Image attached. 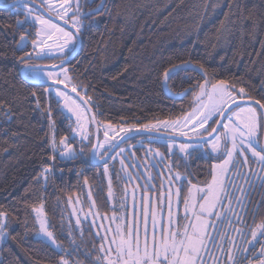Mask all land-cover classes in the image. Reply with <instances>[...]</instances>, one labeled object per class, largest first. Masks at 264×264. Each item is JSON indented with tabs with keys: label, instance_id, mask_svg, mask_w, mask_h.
Segmentation results:
<instances>
[{
	"label": "trees",
	"instance_id": "1",
	"mask_svg": "<svg viewBox=\"0 0 264 264\" xmlns=\"http://www.w3.org/2000/svg\"><path fill=\"white\" fill-rule=\"evenodd\" d=\"M102 2L99 12L84 18L78 55L64 65L71 85L78 86L86 101L91 98L88 104L96 122L142 124L182 116L193 106V93L183 97L173 94L190 84L203 82L202 75L191 69L181 72L167 80L166 88L164 71L189 59L194 66L197 62L204 65L210 84L225 80L229 86H234V91L243 88V98L264 102V0ZM78 3L81 12H88L101 0L91 3L79 0ZM18 19H24L23 11L17 14L13 7L0 6V100L9 103L13 111L10 119L0 116V211L7 213L10 225L8 239L0 242V264H60L61 255L69 260V264H75L77 260L90 264V258H85L83 251L92 249L95 229L88 222L77 227L71 219L69 204L74 198L87 204L89 195L100 215L116 211L107 195L109 187L104 175V161L95 164L87 150L76 160L61 162L57 159L55 171L49 175L46 184L40 176L45 165L54 163L49 159L53 130L49 128L47 116L42 117L36 109L33 91L37 92L43 107L51 103L57 145L61 137H68V143L75 149L78 144L71 137L69 121L58 115L56 97L51 94L49 98L45 93L48 85L28 83L19 72L20 66L14 58L23 55L15 44L21 31L16 26ZM30 32L25 51H31L35 27ZM61 59L56 58L50 64H58ZM184 76L190 80L184 81L182 88L180 77ZM258 116L263 125L259 110ZM261 135L262 128L260 138ZM128 140L133 142L134 138ZM135 150L140 156L139 150ZM180 156L176 152L170 160ZM223 158H193L188 169L192 183L206 185L212 178V165ZM254 167H259L258 176H264L259 163ZM242 168L248 169L249 165L244 164ZM117 169L112 167L109 179L118 201L123 197L124 180ZM177 170L185 171L183 166L173 169L174 172ZM38 176L39 183L36 182ZM258 176L249 186L246 207L238 219L240 223H236L247 235L246 239L258 224L264 223V186ZM159 183L157 177V190ZM41 203L50 230L63 248L73 252L71 256L57 254L53 247L42 244L37 238L38 227L32 207ZM180 215L182 217L181 209ZM70 228L76 243L81 245L80 253L70 247ZM96 244L98 248V240ZM262 244L264 237L248 247L246 255L249 259L244 264L249 261L256 264L264 259L259 255ZM227 259V256L223 259L225 264Z\"/></svg>",
	"mask_w": 264,
	"mask_h": 264
},
{
	"label": "snow or ice",
	"instance_id": "2",
	"mask_svg": "<svg viewBox=\"0 0 264 264\" xmlns=\"http://www.w3.org/2000/svg\"><path fill=\"white\" fill-rule=\"evenodd\" d=\"M91 2L93 0H89V3ZM36 3L37 0H11V4L8 5L13 7L17 14L21 11L24 14L23 20L18 19L16 21V26L21 31L19 39L15 41L16 49L21 51L23 55L14 56V58L20 66L19 72L26 82L43 85L47 81H52L44 89L45 93L51 98V94L55 92V96L59 98L56 100L59 117L67 119L72 132L81 136L79 153L68 143V137H61L60 144L57 145L54 135L56 121L53 119L51 103L46 108L43 107L37 92L33 91L31 95L36 97V109L40 111L42 117L47 116L49 128L53 130L50 140L52 155L49 159L54 163L45 165L40 176L43 177L46 184L49 175L55 171L57 159L64 162L76 160L78 156H83L84 149L87 147L85 141L92 146L89 155L93 159L99 158L104 161V175L108 176L109 165L105 157L111 156L124 139L131 138L128 134L133 132V127L135 126L128 129L121 128V131L125 132L126 135L121 137L119 141L110 136L106 130L105 141L101 142L97 139L96 143L93 144L90 130L85 131V124L81 123L87 109L82 111V105L76 99L57 87L60 83L69 81L64 65L78 55L80 36L85 27L84 18L93 12H99L100 8L103 7V2L101 0V3L96 8L90 9L88 12H81L78 2L76 3L75 11H71L72 5L69 0H63L61 4L63 15L57 14L60 19L64 20L65 24H68L66 17L71 12L72 28H75V32L70 29L65 30L63 27L53 23L51 19H46L34 7ZM40 4L41 6L49 4V0H40ZM48 11L51 13L52 9L49 8ZM24 25H28V27L24 28ZM33 27H35L36 38L31 39L32 50L25 51L31 38L30 29ZM49 41L52 43H49ZM53 48L58 54L56 57L52 55ZM59 57H62L60 63L51 65L50 69L38 67L32 63L34 60ZM56 69H59V71H56ZM190 69L199 72L202 75L203 82L190 84L189 87L183 88V82L190 80V77H180L183 90L173 95L183 97L192 92L194 105L192 113L185 115L182 121L180 119L175 122L158 121L156 125L146 124L140 126L148 132H151L153 128L157 130L160 127L165 129L172 128L178 131L180 136L188 137L187 141L179 144V152L182 155L177 159L171 160L162 169V172H167L168 175L161 179L158 193H155L154 181L151 182V187L148 186L149 181H145V188L140 198L143 206V228H141V214L136 204L135 193L133 194L132 218L129 219L127 216V190H125V204L121 205V207L125 208V215L123 217L114 216L113 220L110 221L123 220V223H116L114 230L112 228H101L96 231L92 249L83 251L85 258H90V264H208L205 259L207 255H211L216 264H225L221 256H216L210 252L209 244H214L215 240L212 233L208 232L207 229L212 228L217 231L218 223L227 218L228 212H234L231 203L232 194L227 190V182L230 181V177L226 174L231 172L233 168L239 170L238 157L244 158L243 164H248L250 159L255 158L262 166V169H264V147H260V131L261 128H264V125L258 122L257 108L252 105L241 107L235 103L234 86H229L225 80H217L215 83L210 84L207 78V70L199 62L194 66L189 59L166 68L164 71L165 87L167 88L168 79L177 76L181 72L186 73ZM61 76L64 77L63 81L60 79ZM65 87H67V83H65ZM72 92H75L77 96L80 95L76 85L72 86ZM239 93L243 94L244 89L240 88ZM81 99L83 100L84 98L81 97ZM61 100L64 102L63 107H59ZM89 101H85V103ZM230 104L231 107L229 106ZM255 104L259 105L260 109H264V102L261 100H256ZM234 108L239 109V111H234ZM65 109L71 115H67ZM240 113H247L246 118L239 121L234 120L233 118L239 117ZM12 115L11 105L4 100H0V116L10 119ZM72 116L76 117L75 127L72 126ZM94 121L95 117H92L90 122ZM189 125H191V128L188 131L183 130ZM107 127L108 129L113 128L112 125ZM138 131L139 129H137ZM189 131L191 136H189ZM72 138L74 139V137ZM148 139L151 143L159 138L149 135ZM168 149L169 158L176 155L174 141L169 142ZM125 151V149L121 148L117 155H123ZM249 152L251 157L247 155ZM148 154L153 155L154 158L160 157L161 161L164 159L162 153L159 151L153 152L151 148L146 153V155ZM220 157H224L222 162L212 165L210 182L203 187L192 183L190 179L191 172L188 169L191 167L190 161L193 158L219 159ZM112 159L114 161L115 157L113 156ZM121 165H124L123 160H121ZM181 166L185 170L183 173L179 170L173 172L174 168L179 169ZM250 172H254V170L250 169ZM40 176L36 178L37 183L40 182ZM127 178L131 180V174H128ZM245 179L252 185V181L248 176H245ZM258 179L261 186H264V176H258ZM149 180H151V177ZM85 182L87 183V180ZM165 185H167V195H165ZM185 187H187L186 193ZM240 190L242 193L245 192L243 188ZM108 195L109 198L115 199L111 188V179H109ZM173 197H175V201ZM226 198L228 199L227 204L224 203ZM165 199L168 207L166 220L163 214ZM235 199L242 208L245 207L243 196L235 197ZM154 200L155 203L153 202ZM174 203L175 211H173ZM181 203L183 204L184 213L182 217L180 215ZM91 207L95 208V202H93ZM157 209H159V217ZM32 212L35 213V222L39 229L36 233L39 241L46 246L53 247L57 254L64 253L71 256L73 252L63 248L57 241L55 233L50 230L51 225L46 219L43 203L39 206H33ZM89 215H92L91 211L85 214L83 221L77 217V226L79 227L81 224L86 223ZM211 217H216V220H212ZM97 218L107 219L106 216L101 217L99 210H97L93 216V227H95ZM149 220H151V233H149ZM182 220L187 222L182 223ZM229 223H231L230 220ZM9 227L7 213L0 211V242L8 239L10 235ZM101 230L105 233L103 236L100 235ZM72 231L70 228L68 237L70 247L74 252L80 253L81 245L76 243ZM237 232H241V229L238 228ZM219 234L224 238V233ZM82 236L83 231H81ZM261 237H264V223L258 224L252 230V239L248 241V245H252L254 241L259 240ZM97 240L99 241L98 248ZM248 245L240 246L234 244L232 247L225 249L221 244L220 251L221 253L226 252L227 264H244V261L249 259L246 255ZM93 252L96 254L93 255ZM259 255L264 257V244L261 245ZM60 264H69V260L65 259L64 255H61ZM75 264H82V262L77 260ZM249 264H251V261H249ZM260 264H264V259L260 261Z\"/></svg>",
	"mask_w": 264,
	"mask_h": 264
},
{
	"label": "rangeland",
	"instance_id": "3",
	"mask_svg": "<svg viewBox=\"0 0 264 264\" xmlns=\"http://www.w3.org/2000/svg\"><path fill=\"white\" fill-rule=\"evenodd\" d=\"M9 2H11V0H0V5H4V4H7ZM62 2H63V0H49V4L43 5L42 7L50 15H52L53 17L57 18L58 20L64 22V20L60 19L58 14H57V13H59V15H63V8H61ZM77 2H79V0H69V3L72 5L71 11H75V6H76ZM37 3L39 4L40 0H37ZM49 8L52 9L51 13L48 11ZM46 19H48V18H46ZM66 19H68V24L72 26L71 12L66 17ZM53 23H55V22H53ZM65 30H67V29H65ZM35 38H36V36H35ZM49 43H52V42L49 41ZM61 43H62V41H61ZM31 50H32V44H31ZM52 55L54 57L58 56L55 48H53ZM55 59L34 60V61H32V63L35 64L36 66L49 65ZM64 68L66 69V67H64ZM56 71H59V69H56ZM66 71H67V69H66ZM67 76H68V74H67ZM68 78H69V76H68ZM60 79L63 81L64 77L61 76ZM47 82H52V81H47ZM65 83H67L68 87L72 88L70 79L68 82H65ZM65 83H60V84L65 86ZM61 90H63V89H61ZM52 94L55 96V92H53ZM234 95L236 96L235 101L243 99V97H242L243 94H240L239 90L234 91ZM70 96L73 97L72 95H70ZM56 99H59V98L56 97ZM74 99H76V98H74ZM63 103L64 102L61 100L60 107H63ZM238 105H240L241 107H247V106L252 105V104H238ZM252 106H254V105H252ZM254 107L256 108V106H254ZM193 108H194V105L187 112H185L182 116L175 118V119L154 120V121H148V122H145L142 124H111L108 122L97 121L98 130H99V139L98 140L101 142L105 141V139H106V136H105L106 130L109 132L110 136L114 137L117 141H119L121 139V137H125V135H126L125 132L121 131V128L128 129L129 127L135 126V127H133V132L128 134L134 138V141L130 142V140H128V138H127L128 141L125 139L122 143L119 144V148H117L115 150V152H113V154L111 155V158L109 157L110 160L107 161V163L109 165V174H111L110 170L112 169L113 166H116L118 168L117 170L121 173V176L124 180V189H123L124 192H122L123 197H122V199L120 198L118 201L116 200V198L115 199L109 198V195H108L109 189H108L107 195H108L110 205L112 208H115L116 211H112L111 214H108V215H104V216L100 215L101 217L106 216L107 219L97 218L95 220V227H93L92 225H93V216L96 213V208L91 207L93 205V201H92L91 197L89 195L87 196V204H84V201L80 198H74L69 204L70 216H71V219L74 222V224L77 226V224H76L77 217H79V219L81 221H83L85 219V214H87L91 211L92 215H89L87 217V222L91 225L92 228L95 229V232L101 228L102 229L112 228L114 230L116 227V223H123V220H119L116 222H110V221L113 220L114 216L123 217L125 215V208L121 207V205L125 204V190H127V197H126L127 216L129 219L132 218L133 194L135 193L136 204H137L139 212L141 214V228H143V223H142V221H143V216H142L143 206L141 204L140 198H141V193L144 191V188H145V181H149L148 186L151 187V182L154 181V185H155V180L158 177L160 180V183H159V188H160L161 179L168 175L167 172H162V169L165 168V165H167L171 162L170 158L166 156V155L169 156L168 144H169V142L174 141V143L176 145V152L179 155H182L179 152V144L182 142L176 141V140H170L167 138L158 137L159 139L150 143L149 139H148L150 132L142 129L140 126L146 125V124L156 125L158 121L175 122L177 119H180L182 121L185 115L192 113ZM83 109H85V108L82 105V111H83ZM233 110L239 111V109H235V108ZM65 112L67 115H71L70 113H67L66 109H65ZM246 116H247V113H240L239 117H234L233 119L239 121V120L245 119ZM257 119L259 122L258 113H257ZM90 121H91V119H90L89 113L86 112L84 115V118L81 120V123L85 124V129H84L85 131L90 130L91 140L93 143L94 131H93L92 123ZM108 125H112L113 128L108 129V127H107ZM72 126L73 127L76 126V117L75 116H72ZM190 128H191V125H189L187 128H185L183 130L188 131ZM137 129H139L138 132H137ZM151 132L157 133V134H162V135L177 136V137H182V138L188 139V137L180 136L179 132L172 129V128L165 129L164 127H160L158 130L153 128ZM189 136H191L190 131H189ZM71 137H74V139L76 140V142L78 144L77 149H75L73 146L72 147L77 152H80L81 136L76 135L71 130ZM85 144L87 145V147H85L84 152L89 150V153H90L91 147H92L91 144H87V141H85ZM160 146H163L164 149H162V147H160ZM229 146H230V144H229ZM121 148L125 149L126 151L123 153V155H117V153H119ZM149 148H151L153 152L159 151L160 153H162L164 155V159L161 161L160 157L154 158L153 155H151V154L146 155V153L149 152ZM135 149L139 150L140 156L136 153ZM209 151H210V149H209ZM213 155H215V154H213ZM247 155L249 157H251L250 152L247 153ZM113 156L115 157L114 161L112 159ZM96 159L100 160L99 158H96ZM243 159H244L243 157H238V162L240 165L239 170H237L236 168H233L231 172L226 174L230 177V181L227 182V190L232 194L231 203H232L234 212H228L227 218H225L222 222L218 223V230L220 229L221 231L224 232V234H225L224 238L219 236L218 230L214 231L212 228L207 229L208 232L212 233L213 238L215 240L214 244H209V250L214 255L221 256L222 259H224V257L227 256V254H226V252L221 253V251H220V245L221 244L223 245V247L225 249H228L229 247H232L234 244L240 245V246H246V245H248V241L252 239V235H251V236H248V238H247L248 240H247L246 239L247 235L245 233H242V229L240 227H238L236 225V223L237 224L240 223V221L238 223V219L241 218V216H242L241 213H243V211L246 207V194L249 190L250 184L246 181L245 176H248V178L252 181V183L255 182V178H257V176L259 174V170H257L259 167H257V168L254 167L255 164H258V162L256 161L255 158H252L249 161V162H251L250 164L249 163L245 164L246 166L249 165V168L243 169L242 168V165H244ZM121 160L124 161L123 166L121 165ZM253 160H255V161L253 162ZM221 162L222 161L216 162L214 164H219ZM250 165H252V168L250 167ZM103 169H104V167H103ZM250 169L254 170V172H250ZM109 174H108V176H106V179L108 182V187H109ZM128 174H131V176H132L131 180H129L127 178ZM150 177H151V180H149ZM210 181H211V179H210ZM198 186L203 187L205 185H198ZM241 188L245 189V192L242 193L240 190ZM112 192H113V189H112ZM158 192H159V190H157V187L155 186V193H158ZM155 193H149V194H155ZM165 195H167V185H165ZM240 196H243V203L245 205V207H243V208L241 207L240 203L235 199V197H240ZM173 200L175 201V197H173ZM153 202L155 203V200ZM224 203L225 204L228 203L227 198L224 200ZM197 207H198V205H197ZM180 209H181V213L183 216V214H184L183 213V205H180ZM217 210H219V209H217ZM173 211H175V203L173 204ZM163 214H164V217L166 220L167 215H168V207H167V200L166 199L164 201ZM157 215L159 217V209H157ZM34 218H35V213H34ZM193 219H194V217H193ZM211 219L216 220V217H211ZM229 220L231 221V223H229ZM186 222L187 221H183L182 223H186ZM37 227H38V225H37ZM238 228L241 229V232H237ZM149 233H151V220H149ZM104 234H105L104 231L101 230L100 235L103 236ZM109 238H111V237H109ZM255 242L256 241H254L252 245H248V247L253 246ZM205 259L208 261V264H216V262L212 259L211 255H207L205 257ZM260 261L256 264H260Z\"/></svg>",
	"mask_w": 264,
	"mask_h": 264
},
{
	"label": "water",
	"instance_id": "4",
	"mask_svg": "<svg viewBox=\"0 0 264 264\" xmlns=\"http://www.w3.org/2000/svg\"><path fill=\"white\" fill-rule=\"evenodd\" d=\"M11 4V2L7 3V4H4V5H0V6H4V7H9L8 5ZM34 7L37 8V10L39 11L40 14H42L44 17L48 18V19H51V21L55 22L56 24L60 25L61 27L67 29V30H71L73 32H75V28H72L71 25L69 24H65L64 22L58 20L57 18L53 17L52 15H50L40 4L36 3L34 5ZM80 46V45H79ZM79 49V47H78ZM59 64V63H58ZM57 64V65H58ZM67 64V63H66ZM65 64V65H66ZM51 65L52 64H49V65H40L38 67H42V68H45V69H50L51 68ZM52 82H47L45 83L46 85L48 84H51ZM57 87L63 89L65 92L69 93L70 95H72L74 98H76L83 106L85 109H87V112L89 113V116H90V119L92 120V117H95L94 116V113L92 112L90 106L88 103H85V98L80 94L79 96L76 95L75 92H72V88L70 87H65L64 85L62 84H59L57 85ZM81 97H83L84 99L82 100ZM236 104H252L254 106H256V108L259 110L260 114H261V117H262V121H263V125H264V109H260L259 105L255 104V100H252V99H248V98H243L241 100H237L235 101ZM231 107V104L229 105ZM92 123V126H93V131H94V137H93V144L96 143L97 139H99V130H98V124L96 122V119L94 122H91ZM150 135L152 136H155V137H160V138H167V139H170V140H176V141H181V142H185L187 141L188 139L186 138H182V137H177V136H168V135H162V134H157V133H153V132H150L149 133ZM125 140V139H124ZM260 147H264V128H262V135H261V142H260ZM91 152V151H90ZM115 152V151H114ZM113 154V153H112ZM111 154V155H112ZM110 156H107L105 157V159L109 158ZM92 161L95 163V164H99L101 162H103V160H98V159H93L91 157Z\"/></svg>",
	"mask_w": 264,
	"mask_h": 264
}]
</instances>
